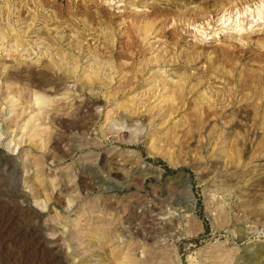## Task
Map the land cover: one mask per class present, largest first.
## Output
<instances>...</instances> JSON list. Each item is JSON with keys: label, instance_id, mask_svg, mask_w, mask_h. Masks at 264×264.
Returning a JSON list of instances; mask_svg holds the SVG:
<instances>
[{"label": "rangeland", "instance_id": "374dc122", "mask_svg": "<svg viewBox=\"0 0 264 264\" xmlns=\"http://www.w3.org/2000/svg\"><path fill=\"white\" fill-rule=\"evenodd\" d=\"M0 264H264V0H0Z\"/></svg>", "mask_w": 264, "mask_h": 264}, {"label": "bare ground", "instance_id": "6f19581e", "mask_svg": "<svg viewBox=\"0 0 264 264\" xmlns=\"http://www.w3.org/2000/svg\"><path fill=\"white\" fill-rule=\"evenodd\" d=\"M263 7V6H262ZM235 28H236V26H235ZM241 29V27L239 28V30Z\"/></svg>", "mask_w": 264, "mask_h": 264}]
</instances>
